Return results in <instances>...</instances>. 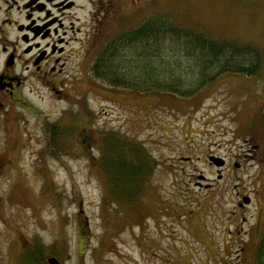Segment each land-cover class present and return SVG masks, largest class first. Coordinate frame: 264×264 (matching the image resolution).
I'll return each mask as SVG.
<instances>
[{
  "label": "rangeland",
  "instance_id": "374dc122",
  "mask_svg": "<svg viewBox=\"0 0 264 264\" xmlns=\"http://www.w3.org/2000/svg\"><path fill=\"white\" fill-rule=\"evenodd\" d=\"M107 1L111 13L92 38L91 64L112 37L162 15L217 41L257 48L262 67L252 75L224 73L190 97L120 93L91 69L68 88V100L26 87L34 107H18L11 128L0 126V264H49L51 255L62 264H174L173 257L205 264L212 250L196 239H205L203 225L228 223L218 210L237 207L243 194L253 198L246 212L252 222L264 209V0ZM165 55L192 68L180 52ZM196 70L184 79L192 81ZM56 126L64 131L61 147L49 142ZM86 130L89 146L81 141ZM100 131L133 138L156 157L159 167L140 199L111 196L91 167L101 155Z\"/></svg>",
  "mask_w": 264,
  "mask_h": 264
},
{
  "label": "flooded vegetation",
  "instance_id": "af4514ba",
  "mask_svg": "<svg viewBox=\"0 0 264 264\" xmlns=\"http://www.w3.org/2000/svg\"><path fill=\"white\" fill-rule=\"evenodd\" d=\"M107 4V0H0V126L11 128L18 107L28 111L34 107L25 93L30 84L45 88L55 100L69 99L68 88L88 76L92 38L111 13ZM86 8L89 16H81ZM87 22L91 24L85 32ZM78 42L82 46L77 49ZM88 135L86 130L80 140L89 146ZM249 142L255 157L259 144ZM252 202L251 195H241L237 207L218 210L228 223L203 225L202 240L190 235L212 250L205 264H264V209L258 207L252 222L246 215ZM173 258L174 264L184 262Z\"/></svg>",
  "mask_w": 264,
  "mask_h": 264
},
{
  "label": "trees",
  "instance_id": "16d2710c",
  "mask_svg": "<svg viewBox=\"0 0 264 264\" xmlns=\"http://www.w3.org/2000/svg\"><path fill=\"white\" fill-rule=\"evenodd\" d=\"M166 50L172 56L182 53L191 60L192 68L172 65L164 57ZM258 54L259 50L250 45L217 41L194 29L178 27L166 16L155 15L112 37L94 57L90 69L95 79L117 90L190 97L224 73L256 74L262 67L255 59ZM193 69H197V77L184 79ZM61 128L56 126L50 134L49 142L58 147L63 141ZM99 134L97 148L101 155L91 160V167L110 187L111 196L124 202L140 199L157 165L156 157L133 138L112 131Z\"/></svg>",
  "mask_w": 264,
  "mask_h": 264
},
{
  "label": "water",
  "instance_id": "95a60500",
  "mask_svg": "<svg viewBox=\"0 0 264 264\" xmlns=\"http://www.w3.org/2000/svg\"><path fill=\"white\" fill-rule=\"evenodd\" d=\"M210 160L218 166H223L225 164V159L222 157L211 156ZM236 166H239V164L236 163ZM244 201L249 202V199L245 197ZM48 263L49 264H62L61 261L54 255H51L48 257Z\"/></svg>",
  "mask_w": 264,
  "mask_h": 264
}]
</instances>
